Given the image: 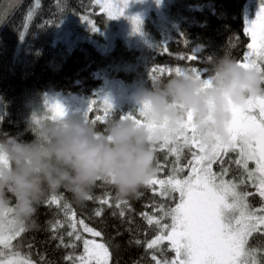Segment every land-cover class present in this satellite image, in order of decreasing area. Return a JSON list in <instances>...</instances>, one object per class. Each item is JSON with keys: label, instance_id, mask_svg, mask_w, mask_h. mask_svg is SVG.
I'll list each match as a JSON object with an SVG mask.
<instances>
[{"label": "trees", "instance_id": "1", "mask_svg": "<svg viewBox=\"0 0 264 264\" xmlns=\"http://www.w3.org/2000/svg\"><path fill=\"white\" fill-rule=\"evenodd\" d=\"M247 3L248 0H172L165 7V28L152 18L144 20L142 29L149 42L138 48L128 45L119 36H114L108 45L101 35L91 33L89 28L73 26L62 33L70 17L87 16L99 30L113 29V21L95 0H24L0 31V130L31 140L33 121L51 118L49 112H43L42 103L43 97L50 93L73 95L88 103L95 100L88 114L89 121H94L97 116H104L101 96L109 84L151 88L152 84L174 76L175 68L196 67L207 69L211 74V64L218 56L227 53L237 61L242 60L250 41L244 33ZM89 35L95 41L89 40ZM193 50L197 60L179 58L192 55ZM155 66L173 71L157 73V79L153 80L149 72ZM127 113L142 119L135 112L134 103L122 102L113 105L109 118L93 125L103 133L109 120ZM230 158H235V153L224 156L225 160ZM189 159L190 150L183 148L181 164L185 172L181 176L188 171ZM174 160L166 148L155 151V167L157 162L161 165L158 178H167ZM212 168L218 172L220 165L213 163ZM233 174L226 178H232ZM155 188L154 192L144 185L135 196L117 198L109 182L98 181L92 191L93 199L83 204L64 189L50 192L38 205L33 218L35 225L26 228L18 238L22 241L20 251L30 255L37 264H66L64 257L72 250L58 247L59 240L52 237L67 229L54 231L51 228L56 220L65 219L64 212L55 204L44 202L62 194L61 203L70 204L77 219H83L89 227L102 233V237L96 239L108 244L110 264H155L151 260L155 250L146 249V243L154 238L156 230L141 213L153 214V204L174 206L172 200L159 195L158 184ZM246 189L255 192L250 185ZM102 198H107L109 204H101ZM249 203L254 208L260 207L259 196L249 197ZM98 208L103 209L99 217L95 215ZM82 234L92 238L89 233ZM136 240L141 243H135ZM161 247L165 249L164 256L169 259L174 256L167 241ZM82 250V245L75 249L77 254ZM156 255L162 258L159 253ZM41 256L44 257L42 262Z\"/></svg>", "mask_w": 264, "mask_h": 264}, {"label": "snow or ice", "instance_id": "2", "mask_svg": "<svg viewBox=\"0 0 264 264\" xmlns=\"http://www.w3.org/2000/svg\"><path fill=\"white\" fill-rule=\"evenodd\" d=\"M96 4L107 13L109 19H118L125 14L129 0H95ZM159 2V0H158ZM134 33L142 30V20L139 16L128 18ZM92 31H98L97 25L87 16L81 17ZM62 22V20L60 21ZM244 33L251 38L247 44V51L243 54V68L254 67L264 73V0H258V10L253 21L244 22ZM180 35H183L181 33ZM167 51V47L164 48ZM180 59L197 60L194 50L190 56ZM211 60V57L208 58ZM172 69L153 67L149 75L157 79V73ZM175 75L196 73L205 76V86H211L212 79L208 70L192 67L191 69L175 68ZM47 105V101L45 102ZM104 116H97L89 121L88 114L93 110L95 100H91L88 109L83 113L87 122L95 124L97 121L110 117L113 105L107 97L102 98ZM231 119L226 125L227 139H216L210 148L203 145L193 123L191 112L187 114L183 131L171 132L158 142L152 144L155 152L167 149L175 157L173 167L167 178H158L157 173L161 165L157 162L155 173L145 182V186L157 191L159 195L172 200L174 206L160 203L153 204L154 213H141L147 223L156 230V235L146 243V249L155 250L151 260L155 264H264V94L249 98L243 105L231 107ZM66 109L56 102L51 118L63 116ZM138 119L133 113L122 115L121 119L134 120L137 124L147 127L149 132L158 125L148 121L146 106L138 110ZM35 119V118H34ZM162 126V125H160ZM151 141V135L149 136ZM190 150L191 159L187 160V173L181 164L182 149ZM196 149V150H192ZM235 153V158L228 160L224 156ZM250 162L254 167H250ZM213 163L220 165L219 171H213ZM234 165L235 168L225 165ZM230 173H234L228 179ZM99 181H106L100 179ZM251 186L255 192L248 191ZM178 194V195H177ZM258 195L260 207L254 208L249 203V197ZM61 196L53 195L46 204H55L64 212L63 221L56 220L51 224L54 231L66 227L61 235H53L52 239L59 240L58 247L71 249L64 260L66 264H110L111 252L107 243L98 242L96 238L102 233L89 227L83 219H77L75 211L68 203H61ZM93 196L89 197L92 200ZM101 204H109L107 198L100 200ZM122 203H127L123 201ZM120 203H117V207ZM14 209L0 217V264H37L20 251L22 241L18 238L26 232L12 215ZM102 208L95 211L101 216ZM124 215L123 212L120 213ZM170 221V222H169ZM82 233H89L91 239ZM255 234V235H254ZM67 237V241L65 240ZM168 242V248L175 253L171 259L164 256L163 242ZM15 242V243H14ZM135 243L140 244L139 240ZM82 245V252L75 249ZM31 247V246H29ZM156 253L161 255L157 258ZM41 256L40 260L43 261Z\"/></svg>", "mask_w": 264, "mask_h": 264}, {"label": "clouds", "instance_id": "3", "mask_svg": "<svg viewBox=\"0 0 264 264\" xmlns=\"http://www.w3.org/2000/svg\"><path fill=\"white\" fill-rule=\"evenodd\" d=\"M209 71L211 86L186 73L138 90L135 103L146 106L145 118L158 125L151 133L121 118L109 120L101 133L82 114L68 111L33 121L31 140L0 130V217L12 207L15 220L32 227L48 193L64 189L83 204L102 178L117 198L135 196L156 170L152 144L183 131L189 112L203 145L226 140L231 107L264 94V73L241 67L227 53L216 57Z\"/></svg>", "mask_w": 264, "mask_h": 264}, {"label": "rangeland", "instance_id": "4", "mask_svg": "<svg viewBox=\"0 0 264 264\" xmlns=\"http://www.w3.org/2000/svg\"><path fill=\"white\" fill-rule=\"evenodd\" d=\"M171 1L172 0H159V2L158 0H129V5L125 10V14L118 19H111L113 21V29L110 28L105 31H92L89 26L81 20V18L70 17L68 20H66L62 33L65 32L67 28L73 26L82 27L84 29L89 28V31L91 33H95L99 36L101 35L105 42L108 43V45L111 43V40L114 36H119L128 45L140 48L144 44H147L149 42V39L144 33L143 29L140 33H134L133 26L128 18L131 16H139L142 22H144L145 19L152 18L153 20H156V23L159 24L160 27L165 28V26L167 25L165 7ZM100 10L103 11L101 8ZM257 10L258 0H248L247 6L245 8L244 22L245 20H247L248 22L253 21L256 17ZM105 14L107 15L106 12ZM87 38L91 41H95V38L92 35L87 36ZM249 43H251V38ZM240 61L242 62V60ZM109 85L110 86H108L103 91V95L101 97H107L112 105H118L122 102L134 103L135 112L137 113V115H139L138 110L140 109V106L135 103L133 97L141 88L138 85L134 84L130 87H123L120 84ZM46 101L47 105L45 103ZM56 102L62 104L66 111H68L69 113H79L82 115L87 111L89 105V103L85 99L76 98L73 95L50 93L45 95L42 99L43 112H49L51 117ZM250 167H254V164L252 162H250Z\"/></svg>", "mask_w": 264, "mask_h": 264}, {"label": "water", "instance_id": "5", "mask_svg": "<svg viewBox=\"0 0 264 264\" xmlns=\"http://www.w3.org/2000/svg\"><path fill=\"white\" fill-rule=\"evenodd\" d=\"M24 0H0V31Z\"/></svg>", "mask_w": 264, "mask_h": 264}]
</instances>
